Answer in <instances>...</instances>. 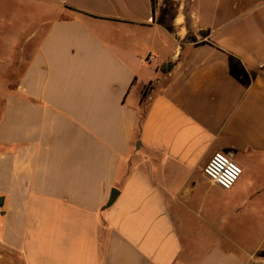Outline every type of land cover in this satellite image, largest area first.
Wrapping results in <instances>:
<instances>
[{
  "label": "crops",
  "instance_id": "0c3cea01",
  "mask_svg": "<svg viewBox=\"0 0 264 264\" xmlns=\"http://www.w3.org/2000/svg\"><path fill=\"white\" fill-rule=\"evenodd\" d=\"M4 2L1 256L246 264L203 169L223 152L264 176V0Z\"/></svg>",
  "mask_w": 264,
  "mask_h": 264
},
{
  "label": "rangeland",
  "instance_id": "374dc122",
  "mask_svg": "<svg viewBox=\"0 0 264 264\" xmlns=\"http://www.w3.org/2000/svg\"><path fill=\"white\" fill-rule=\"evenodd\" d=\"M4 3V12L8 8L15 11L18 6L14 0H5ZM13 30L8 28L0 32L11 34ZM1 50L3 48L0 47V54ZM245 179L246 175H243L231 191L236 198L237 208L235 211L228 210L226 229L215 237L217 244L226 248L229 253L243 256L246 264H258L264 259V176L259 173L256 180L248 184L244 183ZM0 264L21 262L15 254H3L2 257L0 253Z\"/></svg>",
  "mask_w": 264,
  "mask_h": 264
},
{
  "label": "built area",
  "instance_id": "2783aa9c",
  "mask_svg": "<svg viewBox=\"0 0 264 264\" xmlns=\"http://www.w3.org/2000/svg\"><path fill=\"white\" fill-rule=\"evenodd\" d=\"M205 177L215 186L230 191L243 175V168L234 160L231 153L217 152L203 169ZM264 264V259L257 262Z\"/></svg>",
  "mask_w": 264,
  "mask_h": 264
},
{
  "label": "water",
  "instance_id": "95a60500",
  "mask_svg": "<svg viewBox=\"0 0 264 264\" xmlns=\"http://www.w3.org/2000/svg\"><path fill=\"white\" fill-rule=\"evenodd\" d=\"M119 192L117 189H114L111 193V196H110V199H109V202L107 204V207H111L114 202L116 201L117 199V196H118ZM3 204H4V199L3 198H0V207H3Z\"/></svg>",
  "mask_w": 264,
  "mask_h": 264
},
{
  "label": "trees",
  "instance_id": "16d2710c",
  "mask_svg": "<svg viewBox=\"0 0 264 264\" xmlns=\"http://www.w3.org/2000/svg\"><path fill=\"white\" fill-rule=\"evenodd\" d=\"M174 63L172 62H169V63H165L163 64L161 67H160V70L163 72V73H168L172 70V68L174 67Z\"/></svg>",
  "mask_w": 264,
  "mask_h": 264
}]
</instances>
